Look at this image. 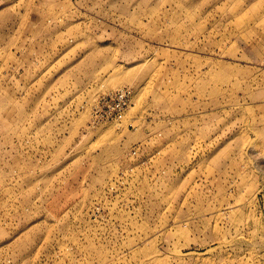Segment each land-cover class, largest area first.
<instances>
[{"label": "rangeland", "instance_id": "rangeland-1", "mask_svg": "<svg viewBox=\"0 0 264 264\" xmlns=\"http://www.w3.org/2000/svg\"><path fill=\"white\" fill-rule=\"evenodd\" d=\"M0 264H264V0H0Z\"/></svg>", "mask_w": 264, "mask_h": 264}, {"label": "built area", "instance_id": "built-area-1", "mask_svg": "<svg viewBox=\"0 0 264 264\" xmlns=\"http://www.w3.org/2000/svg\"><path fill=\"white\" fill-rule=\"evenodd\" d=\"M133 98V89L120 87L102 95L96 103L94 120L97 122L122 123L126 119ZM129 126H133L132 123Z\"/></svg>", "mask_w": 264, "mask_h": 264}]
</instances>
